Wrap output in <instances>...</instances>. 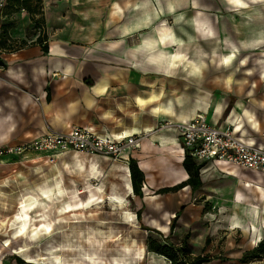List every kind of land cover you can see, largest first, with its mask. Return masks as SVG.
Returning <instances> with one entry per match:
<instances>
[{
  "label": "crops",
  "instance_id": "1",
  "mask_svg": "<svg viewBox=\"0 0 264 264\" xmlns=\"http://www.w3.org/2000/svg\"><path fill=\"white\" fill-rule=\"evenodd\" d=\"M42 5L46 35L37 40L38 31L30 43L0 53L6 63L0 66V146L74 125L139 134V148L128 157L144 175L142 225L162 238L181 237L175 245L185 242L191 255L205 247L226 248L234 257L212 264H244L239 258L264 237V175L197 163V188L157 192L188 178L175 123L204 114L210 124L231 127L264 148V0ZM225 228L241 239L231 235L221 248L216 239Z\"/></svg>",
  "mask_w": 264,
  "mask_h": 264
},
{
  "label": "rangeland",
  "instance_id": "2",
  "mask_svg": "<svg viewBox=\"0 0 264 264\" xmlns=\"http://www.w3.org/2000/svg\"><path fill=\"white\" fill-rule=\"evenodd\" d=\"M12 9L7 0L3 2L0 6V25L7 28L8 34L11 30L16 35L25 34V40L16 41L30 43L32 35L38 31L40 35H46L43 34L45 23L38 22L35 30L34 23H29L26 11L21 9L14 12ZM34 19L39 21L41 16L35 15ZM7 43L11 45L10 42ZM17 45L19 44L12 43V47ZM89 83L90 80L85 79V84ZM15 145L18 144L1 145L0 149ZM137 150L130 148L128 153L131 155ZM73 156L82 161L93 159L97 162L100 172L92 182V187L95 190L101 188L106 194L104 198L113 195L126 199L127 214L122 209L112 207L109 202H104L99 205L100 207H93L91 210H80L77 214L73 212L62 214L60 208L66 206L69 200L67 196L56 197L54 193H49L48 197H44L43 191L51 187L46 181L47 178L51 179L50 183L60 181L69 195L74 194L77 188L81 191L87 188L85 173L75 165L71 167L63 164ZM121 162L118 157L112 160L101 155L74 151L61 155L35 151L0 154V264H170L166 257L159 256L149 249L150 234L141 223L145 211L141 209L140 201L145 196L135 195L128 190L130 183L128 172L125 164ZM124 188L127 190L124 191ZM89 195L86 192L81 194L80 198L84 200ZM30 196L36 199V204L29 211L26 233L19 235L16 232L18 226L16 219L20 215L19 206ZM151 209H148L149 215L152 214ZM138 210L141 211L140 221L137 218ZM43 224L49 226L51 229L49 233L39 231L35 236L29 234L32 227ZM98 226L104 231L101 235L96 231ZM218 233L220 235L216 240L221 248H225L232 240L231 235L236 237L235 241L241 239L237 235L238 232L234 233L230 228L222 229ZM151 235L158 238L156 234ZM180 239L181 237L176 236L166 240L169 244L175 245ZM133 240L136 244L125 248L126 243L134 244ZM182 244L183 242L177 246L180 247ZM175 255L176 264H186L178 251ZM196 255L207 256L211 261L216 258L221 261L234 258L226 248L213 253L204 247L200 253L187 257L192 259ZM254 264H264V261H256Z\"/></svg>",
  "mask_w": 264,
  "mask_h": 264
},
{
  "label": "built area",
  "instance_id": "3",
  "mask_svg": "<svg viewBox=\"0 0 264 264\" xmlns=\"http://www.w3.org/2000/svg\"><path fill=\"white\" fill-rule=\"evenodd\" d=\"M6 0H0V6ZM184 155L194 163L210 162L236 166L264 175V148L249 144L235 136L231 127L210 124L204 114L175 124ZM140 135L96 133L90 128L71 126L65 132L47 131L26 141L0 149V154H21L26 151L64 154L70 151L118 157L128 166V150L139 148ZM143 184V182H142ZM141 185V190H142ZM215 208V207H212Z\"/></svg>",
  "mask_w": 264,
  "mask_h": 264
},
{
  "label": "trees",
  "instance_id": "4",
  "mask_svg": "<svg viewBox=\"0 0 264 264\" xmlns=\"http://www.w3.org/2000/svg\"><path fill=\"white\" fill-rule=\"evenodd\" d=\"M9 6H11L13 11L18 10H25L28 13V16L31 21L34 23V29L36 30L38 22L44 23V17H43V10H42V0H7ZM35 2V4H33ZM35 15L41 16V19L38 21H35L34 17ZM1 32H0V53L10 50H15L19 47H23L25 44L24 41H16L10 37L8 34L7 28L0 25ZM40 34H38L37 40L40 39ZM7 42H10L8 44ZM12 43H18L19 45L12 47ZM11 46V47H10ZM6 63L0 56V66L5 67ZM182 165L186 172L188 173V178L185 181H182L180 183H177L174 186L171 187H164L161 188L157 193H166V192H178V190L182 189L186 185H190L193 189L197 188L200 185L199 180V168L201 165H198L197 163H194L193 159L190 158L188 155H185ZM129 169V177L132 187V192L135 195L142 196L141 191V185L144 180L143 172L138 168L137 163L134 159H129L128 164ZM140 212L138 210L137 212V218L140 221ZM145 230L152 231L154 233H158L156 230L149 229L147 227L144 228ZM150 237L148 238V245L151 252H154L158 254L159 256H164L168 260H170V264H176L177 257L175 255V252L178 251L182 256L183 260H185L186 264H203L210 262L211 259L204 255H196L192 259H188V255H190L189 248L186 246V243L183 242V244L178 247L174 246L172 244H169L166 240L167 238H162L161 236H158L156 238L154 235H151L149 233ZM187 257V259H186ZM256 262V261H264V237L249 251H245L242 256L239 258V262L241 263H249V262Z\"/></svg>",
  "mask_w": 264,
  "mask_h": 264
},
{
  "label": "bare ground",
  "instance_id": "5",
  "mask_svg": "<svg viewBox=\"0 0 264 264\" xmlns=\"http://www.w3.org/2000/svg\"><path fill=\"white\" fill-rule=\"evenodd\" d=\"M63 164H67L72 166H77L79 169H81V172L85 173L84 179L88 183L87 188L84 190H75L74 194L69 195L67 192V189L63 186V184L60 181H55L53 183H50V178H47L46 181L49 182L51 185L50 189L47 191H43L44 197H48L49 193H54L56 197L58 196H67L69 198L68 202L66 203V206H63L60 208V213L65 214L69 212H73L74 214H77L80 210H91L93 207H98L99 205L104 204V202H109V205L115 208L122 209L124 213H128V210L126 208L127 206V200L124 198H121V196H113L109 195L108 197L104 196L106 195L101 188H95L92 187V182L96 179L98 176L100 169L97 168V162L95 160H88V161H82V159L78 158L77 156H73L72 158L65 160ZM73 164V165H72ZM52 178V177H51ZM57 180V179H56ZM128 190H131L130 183L128 184ZM88 192L90 195L82 200L80 198V195L83 193ZM72 199V200H71ZM66 202V201H65ZM36 199L32 196L28 197L20 206V215L18 216L19 219L17 220L18 226L16 232H18L19 235H23L26 233V223L29 218V211L32 210V208L35 207ZM23 206V207H22ZM100 207V206H99ZM47 229H50L48 225L43 224L41 226H34L30 229L29 234L34 236L39 232L43 231L44 233H49ZM97 233L100 235L104 233L103 229L101 227L96 228ZM134 244H125V248H129L130 246H134L135 240H133ZM23 250V249H22ZM28 262V260H27Z\"/></svg>",
  "mask_w": 264,
  "mask_h": 264
},
{
  "label": "snow or ice",
  "instance_id": "6",
  "mask_svg": "<svg viewBox=\"0 0 264 264\" xmlns=\"http://www.w3.org/2000/svg\"><path fill=\"white\" fill-rule=\"evenodd\" d=\"M233 3H237L239 4L241 2V0H232ZM23 207V206H22ZM17 219H19V217H17ZM47 231H51V229H47ZM35 236V233L33 234Z\"/></svg>",
  "mask_w": 264,
  "mask_h": 264
}]
</instances>
